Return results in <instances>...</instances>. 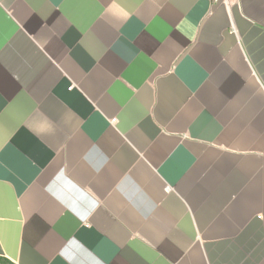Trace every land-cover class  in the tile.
I'll list each match as a JSON object with an SVG mask.
<instances>
[{"label": "crops", "instance_id": "0c3cea01", "mask_svg": "<svg viewBox=\"0 0 264 264\" xmlns=\"http://www.w3.org/2000/svg\"><path fill=\"white\" fill-rule=\"evenodd\" d=\"M0 258L264 264V0H0Z\"/></svg>", "mask_w": 264, "mask_h": 264}, {"label": "trees", "instance_id": "16d2710c", "mask_svg": "<svg viewBox=\"0 0 264 264\" xmlns=\"http://www.w3.org/2000/svg\"><path fill=\"white\" fill-rule=\"evenodd\" d=\"M0 264H12V263L0 258Z\"/></svg>", "mask_w": 264, "mask_h": 264}]
</instances>
